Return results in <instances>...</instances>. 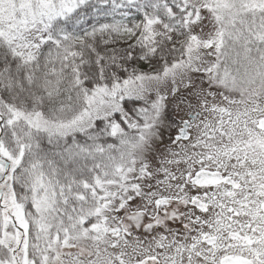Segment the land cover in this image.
Here are the masks:
<instances>
[{"label": "snow or ice", "instance_id": "1", "mask_svg": "<svg viewBox=\"0 0 264 264\" xmlns=\"http://www.w3.org/2000/svg\"><path fill=\"white\" fill-rule=\"evenodd\" d=\"M0 264H264V0H0Z\"/></svg>", "mask_w": 264, "mask_h": 264}]
</instances>
